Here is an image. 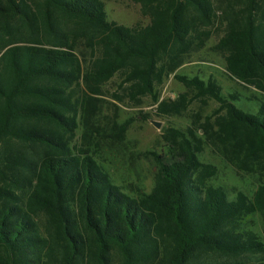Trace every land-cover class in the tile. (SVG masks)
<instances>
[{
	"label": "trees",
	"instance_id": "trees-1",
	"mask_svg": "<svg viewBox=\"0 0 264 264\" xmlns=\"http://www.w3.org/2000/svg\"><path fill=\"white\" fill-rule=\"evenodd\" d=\"M106 1L0 0V264H210L203 253L264 251L254 232L236 228L255 211L264 218V184L252 202L208 186L216 168L199 161L194 134L176 132L180 151L161 160L153 190L136 197L73 144L89 121L86 105L116 76L138 101L174 75L225 110L218 151L238 167L262 164L264 103L245 113L217 83L176 72L220 21L228 71L264 93V0L222 1V11L215 0H131L150 19L132 27L110 21ZM186 97L159 109L180 115Z\"/></svg>",
	"mask_w": 264,
	"mask_h": 264
},
{
	"label": "rangeland",
	"instance_id": "rangeland-1",
	"mask_svg": "<svg viewBox=\"0 0 264 264\" xmlns=\"http://www.w3.org/2000/svg\"><path fill=\"white\" fill-rule=\"evenodd\" d=\"M222 1L227 5L230 0H215L221 11L224 9ZM106 10L109 20L120 25L132 27L150 23V19L142 14L140 4L131 0L106 1ZM225 29V26L220 27L218 21L206 47L190 55L176 74L198 77L205 82L213 81L221 87L225 99L234 101L232 96H235L238 99L235 105L240 110L257 114L264 103V93L234 78L227 69L224 55L218 52L217 45ZM123 86L122 79L116 76L104 87L103 95L92 96L86 105L85 116L89 121L80 122L73 141L74 145L88 150L106 168L116 186L134 197L150 193L159 176V163L180 148L182 139H176V132H180L189 140H193L191 134L202 140L204 149L198 154V159L216 168V173L207 179L208 186L222 188L230 199L243 193L250 202L254 200L256 192L264 184V162L238 167L218 151L216 146L224 150L221 139L215 135L219 131L220 117L225 114L220 103L197 96V93L177 81L174 75L158 86L153 96H145L138 101L130 99L129 92ZM186 93L187 109L181 111L180 115L160 111L162 101L173 104ZM156 123L160 124V128ZM236 228L254 232L264 245V218L260 211L243 217ZM201 260L210 264H225L229 260L257 261L264 260V251L242 254L238 258L203 253Z\"/></svg>",
	"mask_w": 264,
	"mask_h": 264
},
{
	"label": "water",
	"instance_id": "water-1",
	"mask_svg": "<svg viewBox=\"0 0 264 264\" xmlns=\"http://www.w3.org/2000/svg\"><path fill=\"white\" fill-rule=\"evenodd\" d=\"M155 125H156L158 128H160V124L156 123Z\"/></svg>",
	"mask_w": 264,
	"mask_h": 264
}]
</instances>
